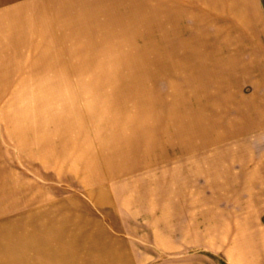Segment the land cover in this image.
Masks as SVG:
<instances>
[{
	"label": "rangeland",
	"instance_id": "1",
	"mask_svg": "<svg viewBox=\"0 0 264 264\" xmlns=\"http://www.w3.org/2000/svg\"><path fill=\"white\" fill-rule=\"evenodd\" d=\"M29 2L28 9H37L32 13L43 9L51 21L45 0H10L0 4V11L13 3ZM166 3L170 14L174 12L183 24L180 38L199 36L201 40L192 46L197 51L187 54L199 57L201 85L216 99L211 109L201 98L202 118L214 114L210 117L214 123L229 121L235 126L233 122H239L244 129L224 135V126L216 127L215 140L205 147L210 150L146 165L154 169L180 166V174L185 166L190 168L186 188L175 189L178 197L164 196L159 190L145 196L143 188L135 196V191L128 192L134 189L132 184H138L130 182L136 180L131 179L133 174L107 177L103 165L84 148L88 133L80 131L85 115L80 121L74 113L76 105L80 109L82 96L77 88L73 89L76 98L69 90L57 89L68 88L60 84L65 79L58 51L47 54L41 64L42 50L33 52L26 39L12 41L0 34V264H234L233 257L236 264H264V0ZM247 9L256 12L261 33L250 36L242 27L246 23L238 15ZM35 21L29 36L32 44L46 24L38 16ZM21 29L25 34L27 26ZM239 33L249 43H241L244 39H238ZM229 36L234 40L227 41ZM55 44L49 42L50 48ZM237 53L240 57L232 60V72L228 58ZM212 72L215 80L204 81ZM67 78L74 81L70 72ZM163 82H158L160 89ZM209 153L213 162H202L201 157ZM195 166H203V174H194ZM225 166L240 177L233 182L227 181V175L208 178ZM118 168L113 166L112 171ZM183 177L176 182L181 183ZM145 184H149L148 178L142 181ZM219 218L228 227L227 233L216 226ZM10 225L17 228L13 231ZM242 228L248 243L235 248V229Z\"/></svg>",
	"mask_w": 264,
	"mask_h": 264
},
{
	"label": "bare ground",
	"instance_id": "2",
	"mask_svg": "<svg viewBox=\"0 0 264 264\" xmlns=\"http://www.w3.org/2000/svg\"><path fill=\"white\" fill-rule=\"evenodd\" d=\"M6 1L10 0H0V4ZM45 1L50 8L51 21H47V13L43 9H40V13H32L37 9L27 8L31 2L13 3L0 11V34L12 41L15 38H23L22 41L26 39L24 42H28L26 45L33 52L42 50L38 58L41 64L48 58L47 54L58 51L61 57L58 64L65 79V81L61 79L60 84L62 82L67 84L68 88L59 86L57 89L69 90L72 98L73 96L76 98L73 89L77 88L81 93V110L76 105L74 113L80 121H84L85 115L87 125L83 122L80 131L88 133L87 144L83 142L84 148L91 151L95 159L103 165L102 170L107 177L118 178L133 174V178H130L136 180L130 182L138 184H132L134 189H129L128 192L133 194L135 191L133 194L135 196L138 188H143L146 191L145 196H149L150 193L156 194L159 190L164 196L174 194V197H178L174 193L175 189L186 188V177L189 179L192 175L190 168L187 166L182 168L181 175L180 166H158L154 169L155 166L146 165L164 162L173 156L197 152L199 149V152L210 150L205 147H209L215 140L216 127L223 125L224 135L234 131L240 132L245 127L239 122H233L235 126L229 121L214 123V119L210 118L214 114L202 118L201 98L206 99V107L211 109L215 106L213 102L216 99L211 98L207 88L201 85L200 80L203 78L199 72V57L189 54L190 51H197L192 46L201 42L199 36L188 40L180 38L183 24L174 12L170 14V8L167 10L166 0ZM189 1L192 3V0ZM36 16L44 19L46 24L44 27L41 26L39 39L32 44L29 36L36 27ZM176 20H179V24ZM3 21L5 23L2 24ZM168 22H172L171 25L170 23L167 25ZM24 26H27L25 34L21 29ZM50 27H53V30H50ZM42 36L48 39L45 41ZM49 42L50 45L51 42H57L54 46L55 51L50 48ZM188 45L190 48L187 50ZM238 55L237 53L236 57L228 58L229 64H232L231 66L228 64V67L232 72L235 66L232 60L238 59ZM64 68L73 76L75 83L67 78L68 73ZM208 78L211 82L215 80L214 74L211 77L205 76L204 81ZM162 80L164 87L160 89L158 82ZM71 114H65L66 119L71 117ZM209 156L210 153L201 157L202 162L210 163L208 160L213 162V159H209L212 156ZM113 166L119 168L112 171ZM203 171V166L194 167V174L201 172L203 174ZM241 172L244 176L243 170ZM224 175L228 176L229 182L240 177L230 166H225L218 175L208 174V178L217 180ZM180 177L184 178L182 182H176ZM147 178L149 184L142 185V181ZM125 199L127 200V197ZM222 221L219 218L216 226L222 233H227L228 227ZM234 233L236 235L232 244L235 248L248 243L246 230L235 229ZM37 236L33 233V237ZM43 239L45 240L44 237ZM15 243L17 245V242ZM14 250L12 252H16ZM17 251L19 252V248ZM10 252L8 254H12ZM18 255L19 253L18 258L22 257V254ZM13 258L15 260V257ZM232 260L234 264L237 263L236 258L233 257Z\"/></svg>",
	"mask_w": 264,
	"mask_h": 264
},
{
	"label": "crops",
	"instance_id": "3",
	"mask_svg": "<svg viewBox=\"0 0 264 264\" xmlns=\"http://www.w3.org/2000/svg\"><path fill=\"white\" fill-rule=\"evenodd\" d=\"M238 18L240 19V20H243V21H245V23H246V25L245 24H243L242 25V27L243 28H245V30H248V32L250 33L249 35L251 36L252 34H254V35H256V33H254V32H258V33H261V31H263V30H261L260 31V29H259V26L260 25H258L259 23H260V21H259V19H258V17H257V15H256V12L252 9V10H249V9H247L246 11H244V12H242V13H240L239 15H238ZM245 26V27H244ZM262 26V25H261ZM264 28V27H263ZM247 32V33H248ZM244 34L243 33H239L238 34V39H241V38H243L244 40H240L241 41V43L243 42V43H245L246 44V41H247V43H249V41H250V39L248 38V37H246V35L245 36H243ZM234 40V38L233 37H228L227 38V41H229V42H231V40ZM249 39V40H248ZM260 51L261 50H258L257 49V53H258V55H262V53H260ZM238 57H240L239 55H238ZM244 66V72H246L245 70H246V65L245 64H243Z\"/></svg>",
	"mask_w": 264,
	"mask_h": 264
}]
</instances>
